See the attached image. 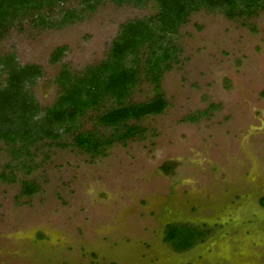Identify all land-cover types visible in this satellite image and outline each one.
<instances>
[{
	"label": "rangeland",
	"instance_id": "obj_1",
	"mask_svg": "<svg viewBox=\"0 0 264 264\" xmlns=\"http://www.w3.org/2000/svg\"><path fill=\"white\" fill-rule=\"evenodd\" d=\"M63 7L84 13L61 24L55 5L47 23L24 20L0 39V54L41 68L31 88L40 118L57 97L63 65L81 71L99 63L122 23L157 12L152 1ZM171 42L159 81L168 105L139 121L140 134L92 157L67 144L75 131L69 123L55 126L60 137L37 140L34 156L24 157L30 167L0 144V172L14 176L0 180V264H264V7L233 19L201 8ZM59 46L66 50L50 62ZM153 86L142 78L129 100L149 99ZM93 115L75 124L91 129ZM165 163L173 165L169 174ZM24 179L39 188L34 195L21 194ZM169 221L214 230L179 253L163 238Z\"/></svg>",
	"mask_w": 264,
	"mask_h": 264
},
{
	"label": "trees",
	"instance_id": "obj_2",
	"mask_svg": "<svg viewBox=\"0 0 264 264\" xmlns=\"http://www.w3.org/2000/svg\"><path fill=\"white\" fill-rule=\"evenodd\" d=\"M67 1L70 0H0V39L15 24L22 25L24 20L47 23L45 17L52 16L55 5L63 13L61 24L83 15V9L78 10L82 12L79 14L76 9L63 7ZM77 1L84 9L91 10L102 0ZM113 1L136 6H145L152 1L157 12L150 17L122 23L106 57L99 63L81 71H72L63 65L55 77L59 87L57 97L50 107L44 109L42 118L31 90L41 75V68L34 64L20 65L13 52L0 54V76L3 77L0 82V144L6 146L8 154L20 165L30 167L24 157L34 156V143L44 138H51V142L57 140L61 134L55 132L54 127H66V123L75 129L71 142L67 144L92 157L103 153L105 146L117 139L125 140L140 134L139 121L148 115L162 113L168 105L159 81L165 67L163 64L172 57L175 49L171 37L189 15L201 8H220L233 19L249 17L264 7V0ZM65 50L66 46L56 47L50 62L56 63ZM142 78L154 84L152 97L145 101L129 100ZM90 111L94 114L91 117L95 125L81 130L75 123ZM99 126L112 129L111 136L98 132ZM172 169L171 163L161 166L166 174ZM0 180L13 181L14 176L2 171ZM38 190L35 183L21 180L22 195L32 196ZM260 201L264 205V197ZM210 231V228L203 229L190 223H168L164 240L179 251L204 239Z\"/></svg>",
	"mask_w": 264,
	"mask_h": 264
},
{
	"label": "flooded vegetation",
	"instance_id": "obj_3",
	"mask_svg": "<svg viewBox=\"0 0 264 264\" xmlns=\"http://www.w3.org/2000/svg\"><path fill=\"white\" fill-rule=\"evenodd\" d=\"M263 197H260L259 198V200H261ZM260 202V205H262L261 204V201H259ZM263 207H264V205H262ZM168 223H190V224H192V225H195V226H202V228L203 229H206V228H211L210 226H209V224L207 223V222H202V223H199V224H195V223H193V222H190V221H188V222H184V221H180V222H178V221H173V222H166V224L164 225V228L166 227V225L168 224ZM163 228V229H164ZM214 229H211V231L204 237V239H202V240H197V241H195L194 243H192L190 246H188L187 248H184V249H182V250H179V253H185L186 251H188V250H190V249H192L193 247H195L196 245H198L199 243H202V242H204L205 240H206V238L208 237V235L209 234H211V232L213 231ZM163 233V232H162ZM163 235L165 236V233H163ZM164 236H163V238H164Z\"/></svg>",
	"mask_w": 264,
	"mask_h": 264
}]
</instances>
